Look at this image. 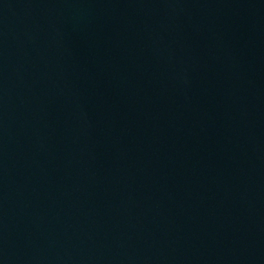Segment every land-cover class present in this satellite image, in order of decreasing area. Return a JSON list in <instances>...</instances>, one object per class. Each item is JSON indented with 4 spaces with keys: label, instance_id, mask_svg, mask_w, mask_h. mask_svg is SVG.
<instances>
[{
    "label": "water",
    "instance_id": "obj_1",
    "mask_svg": "<svg viewBox=\"0 0 264 264\" xmlns=\"http://www.w3.org/2000/svg\"><path fill=\"white\" fill-rule=\"evenodd\" d=\"M0 264H264V0H0Z\"/></svg>",
    "mask_w": 264,
    "mask_h": 264
}]
</instances>
